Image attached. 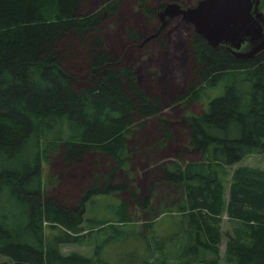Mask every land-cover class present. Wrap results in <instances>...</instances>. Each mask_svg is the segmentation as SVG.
Returning a JSON list of instances; mask_svg holds the SVG:
<instances>
[{
    "label": "trees",
    "instance_id": "16d2710c",
    "mask_svg": "<svg viewBox=\"0 0 264 264\" xmlns=\"http://www.w3.org/2000/svg\"><path fill=\"white\" fill-rule=\"evenodd\" d=\"M81 1L0 0V264H264V170L239 166L264 155V51L236 59L191 29L193 81L177 101L199 102L203 110L185 112L187 146L159 176L153 172L176 188L172 198L178 200L166 209L160 203L157 210L159 220L166 214L175 229L150 235L155 224L150 222L135 235L125 230L133 224L130 204L149 208L156 181L151 179L139 200L128 142L151 119L160 127L155 150L173 134L162 117L160 96L146 94L135 71L122 65L101 37L104 18L123 0L83 14ZM138 6L153 22L157 10L146 0ZM259 10L264 12V0ZM127 33L131 45L144 39L140 32ZM77 66L85 72L78 84L69 70ZM59 148L66 167L80 165L88 150L114 162L103 183L96 176L70 208L43 189L41 161ZM142 149L138 143L131 152ZM185 155L199 160L185 162ZM125 190L127 202H104L102 216L87 209L93 198L113 199ZM71 245H97L99 253L61 252ZM111 245L119 254L101 258L100 251Z\"/></svg>",
    "mask_w": 264,
    "mask_h": 264
},
{
    "label": "rangeland",
    "instance_id": "374dc122",
    "mask_svg": "<svg viewBox=\"0 0 264 264\" xmlns=\"http://www.w3.org/2000/svg\"><path fill=\"white\" fill-rule=\"evenodd\" d=\"M110 0H82L79 11L83 13H91L97 10L106 2ZM139 0H123L114 15L110 18H104L101 25V37L105 41L110 53L127 68L135 71L139 85L144 89L146 94L156 93L160 96L162 103V117L168 124V129L173 134V140L170 141L162 150H155V143L158 141V131L160 127L156 119H151L144 130L134 132L133 136L128 142L129 160H132L129 171L135 178L137 191L140 193L138 198L142 200L146 190L150 187L151 179L156 181L153 186L154 200L153 204L145 208H137L130 204L129 214L132 218V225L125 227V230L135 231L134 234L144 233L143 224L154 222L153 228L149 230L150 235L160 234L163 231L172 232L175 227L170 224L174 223L170 218H165L166 214L162 216L163 220H159L157 210L159 204L172 206L178 198L176 195V188L167 187L166 182L158 181L156 176L161 174V167L167 166L176 153L183 150L187 146L186 136L183 131V118L185 112H193L195 114L201 113L203 105L199 102L191 105L183 104V101H177L179 96L184 95L188 91V83L193 81L191 78V67L193 58L189 48V37L192 26L183 23L177 19L169 22L164 31L157 36L155 35L160 21L156 17L153 22L148 21L142 10L138 6ZM199 0H179L178 4L183 7H193ZM147 5L151 8L158 9L160 5L166 3H173L174 0H146ZM134 30L140 32L144 39L139 44L131 45L127 42V31ZM161 35V36H160ZM81 67V66H80ZM79 66L70 73L77 79L76 84L82 81L85 72ZM156 77V80L153 78ZM76 84H74L76 86ZM162 133V132H161ZM161 139V138H160ZM164 142V141H163ZM142 145V150L137 153L131 152V149L136 144ZM159 152L156 156V153ZM62 155L61 148L58 153L44 156L41 161L40 170L42 173V182L44 190L48 196H51L61 205L65 207H74L82 194L90 188L96 176H100V182L103 183V176L112 167L113 161L103 155L96 154L88 150L83 155V160L80 165H73L66 167L63 165L60 155ZM133 158V159H132ZM185 162L198 161L199 157L192 155H185ZM239 166H247L252 168H259L264 170V155H252L244 159ZM122 172L118 173L115 183H119ZM129 198L128 193L122 191L113 199L99 195L93 198V203H87V209L92 206L93 213L102 216L106 210L104 202L113 201L115 204L125 203ZM170 198V199H169ZM172 198V199H171ZM90 207L89 212L92 213ZM166 211V210H165ZM222 229L228 230L227 222L224 218L222 222ZM135 242H139L135 240ZM225 240L222 242L221 250H224ZM80 247L76 245L65 246L60 250L63 254L70 252H78L84 255H94L99 253V247L96 248ZM119 254L118 247L111 245L100 251V257L108 259Z\"/></svg>",
    "mask_w": 264,
    "mask_h": 264
},
{
    "label": "water",
    "instance_id": "95a60500",
    "mask_svg": "<svg viewBox=\"0 0 264 264\" xmlns=\"http://www.w3.org/2000/svg\"><path fill=\"white\" fill-rule=\"evenodd\" d=\"M261 0H199L193 7L166 3L157 9L160 21L155 35L174 19L192 26L211 48L234 58L252 59L264 51V12Z\"/></svg>",
    "mask_w": 264,
    "mask_h": 264
},
{
    "label": "crops",
    "instance_id": "0c3cea01",
    "mask_svg": "<svg viewBox=\"0 0 264 264\" xmlns=\"http://www.w3.org/2000/svg\"><path fill=\"white\" fill-rule=\"evenodd\" d=\"M131 172H132V168H131ZM134 186H135V188L137 189L138 186H136L135 183H134ZM136 189H134V190H136ZM147 190H148V189H147ZM147 190H146V192H147Z\"/></svg>",
    "mask_w": 264,
    "mask_h": 264
}]
</instances>
